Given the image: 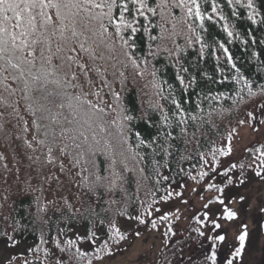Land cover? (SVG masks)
<instances>
[{
  "label": "snow or ice",
  "instance_id": "obj_1",
  "mask_svg": "<svg viewBox=\"0 0 264 264\" xmlns=\"http://www.w3.org/2000/svg\"><path fill=\"white\" fill-rule=\"evenodd\" d=\"M207 3L208 0H0V88L6 93L0 94V108L4 109L0 111V133L10 141L6 124L8 117L15 118L22 125L23 133L35 130L36 135L31 140L23 139L26 149L32 153L41 150L43 156L41 159V155L26 153L28 161L52 165L62 174L76 170L77 187L85 189L84 194L90 196L81 215L86 213L87 219L96 218L104 225L105 218L93 207L91 196L99 203L104 193L125 191L128 173L137 183L150 178L146 174L147 155L138 151L141 147L152 149L151 163L157 177L164 165L155 157L161 152L164 154L161 159L171 155L178 139L184 144V152H188L189 145H194L192 158H198L193 166L196 174L192 175L190 170L185 172L194 182L190 191L198 193L196 198L202 202L198 209L190 202L186 184L180 183L179 191L169 185L160 200L153 195L150 202L141 201L143 211L136 215L118 209L113 218L107 220L108 238L91 253L82 250L78 241L87 239L95 246L100 237L94 231H89L87 237L68 239L63 246L54 239L55 247L61 253H68L67 261L58 257L56 264H71L73 260L76 264H93L94 261L103 264L106 258L115 255L109 240L118 250L121 243L132 236L141 237L139 229L131 235L123 232L117 216H126L138 225L150 224L156 231H159L158 222L165 225L154 264H264V222L259 224L258 237L248 223L235 224L240 213L233 205L246 203L249 193L228 195L231 189H247L253 181L264 185V84L254 87L241 73L225 43L214 42L223 51L227 65L234 70L231 80L239 87L228 95L218 93L204 99L232 100L237 111L239 106H245V116L237 120V126L229 122L226 134L216 139L209 135L213 129H218L214 113L209 111L207 119L191 114L184 107L188 101L183 97L178 99L172 85L165 89L167 81L162 80L156 66V61L166 54L172 67L177 68L176 79L181 91L187 95L189 89L197 86V77L181 75L189 72L180 63L181 57L195 44H199L200 59L204 57L205 48L211 51L206 40L207 24L224 21L222 29L227 37H240V33L230 30L234 25L227 22L229 17L224 14L221 3L231 9L232 17L240 18L236 7L239 5L248 10L247 19L253 25L258 23L257 16L262 17L259 23L264 24V14L257 10L254 0H211L210 12L204 7ZM141 44L146 50H140ZM217 71L221 73L219 81L211 76L207 79L225 83L228 79L223 75L225 69L218 67ZM130 75L133 81L136 77L146 80L145 88L150 90V111L140 117L130 114L121 103ZM9 81L16 87L10 86ZM117 83L119 92L115 87ZM17 91L26 102V111L33 117L32 129L20 115V102L15 99ZM106 95L113 103L105 100ZM161 101L171 107L166 108ZM249 103L251 109L247 108ZM232 106L227 111H231ZM196 108L203 111L201 104ZM224 111L221 108L215 115L223 117ZM152 112L159 113L158 124L152 123ZM136 119L157 127L156 136L146 141L136 132V143H130V125ZM240 126L250 130L255 143H243L244 137L238 131ZM190 127L194 129L191 133ZM176 129L179 136L175 134ZM16 139L20 140L21 136L17 135ZM100 156L105 158L106 165L99 162ZM180 158L190 157L182 154ZM4 160L0 154V161ZM3 167L8 170L6 163ZM162 178L170 179L169 176ZM46 179L59 183L57 175ZM155 183L159 185L160 179ZM170 200L178 201L183 207L161 212L160 202ZM103 202L109 205L104 212L119 203L115 199ZM65 205L72 208L67 200ZM259 211L264 215V206ZM155 213L160 215L153 218ZM8 240L15 245L13 237L9 236ZM41 242L44 243L43 237ZM48 255L45 251V256ZM15 259L10 258L7 264H13Z\"/></svg>",
  "mask_w": 264,
  "mask_h": 264
},
{
  "label": "trees",
  "instance_id": "obj_2",
  "mask_svg": "<svg viewBox=\"0 0 264 264\" xmlns=\"http://www.w3.org/2000/svg\"><path fill=\"white\" fill-rule=\"evenodd\" d=\"M254 3L257 10L264 14V0H254ZM204 7L210 12L211 0H208V3ZM221 7L224 8V14L229 17L227 21L229 25H234V27H230V30L240 33V37L236 38L234 36L228 38L222 29L224 21H219L216 24L209 22L207 24L206 40L211 46V51L209 48H205L204 57L200 59L197 55L199 44H195L193 47L188 48L186 54H182L181 57L180 63L189 69L188 73H181V75L185 77L194 75L197 77V86L189 89L187 95L181 91L179 81L176 79L177 68L172 67V62L167 59L166 54H162L156 61V66L160 69L162 80L167 81V84L164 85L165 89H167L169 84L172 85L177 98L183 97V99L188 101L184 107L189 109L191 114H195L198 117L204 116L207 119L209 111L214 113L218 129H213L209 135L216 139L226 134L229 122H231L232 126H237V120L242 119L240 108L243 105L239 106V111H237L236 107L232 106V100H225L223 97L219 101L204 99L205 96L216 95L218 93L228 95L239 87V85H236L231 80L234 70L227 65L223 51L218 49L217 44L214 42L225 43L234 58V62L241 69V73L254 83V87L264 84V43H261V41H264V24L259 23L262 17L257 16L258 23L253 25L247 19V9L237 5V11L240 15V18L237 19L231 16V9L226 6V3H221ZM253 40L256 41L255 44L251 42ZM179 43L183 45V39H180ZM140 50H146L145 45L141 44ZM253 53L256 55H253ZM217 57H219V65L217 64ZM218 67L225 69L223 75L228 78L223 84L213 83L207 79L208 76L213 77L216 81L221 79V73L217 71ZM146 82V80H141L139 77H136L135 81H133L130 75L126 90L122 93L121 103L128 109L130 114L136 117H140L145 112L150 111L148 104L150 90L145 88ZM9 83L10 86L16 87L10 81ZM115 87L116 91H121L118 83ZM104 91L106 93L107 89ZM0 94L6 95V93H3L2 88H0ZM15 99L20 102V115L28 121V126L32 129L33 117L26 111V102L21 99L19 91H17ZM152 99H158V97H152ZM105 100L109 104L113 103L110 96L106 95ZM161 103L165 104L166 108L171 107L165 101H161ZM197 104H201L203 111L196 108ZM230 106H232V110L227 111ZM221 108L225 109L223 117L215 115ZM193 109H195L194 112L192 111ZM3 110V108H0V111ZM112 115L115 116V113L113 112ZM150 116L152 123L158 124L159 113L152 112ZM8 121L6 128L11 137L10 141L6 140L4 135L0 133V154H3L5 157L4 161H0V242L11 236L14 241L20 239L30 244H36L35 249L29 255L28 264H56L58 257L67 261L68 253H61L55 247L54 239H58L63 246L77 228H83L86 231L83 237H87L89 231H94L98 236L101 233L107 239V220L113 218L118 209L126 210L128 213L136 215L143 211L141 201L150 202L153 195L157 200H160L161 197L166 195V189H169V185L179 191L178 185L180 183H184L188 187L194 184L185 175V172L189 170L192 175H195L197 171L193 167L197 164L198 159L192 158L195 156V153L192 151L194 145H189L188 152H184V144L178 139L174 142L171 155L163 159H161L164 155L162 152L157 155L155 158L160 161L161 165H164L160 168L159 177L153 171L151 163L152 149L141 147L138 151L142 155H147L145 162L147 167L146 174L150 178L148 180L141 179L137 183L136 178L132 174H126L129 182L124 184L125 191H117L114 194L104 193L103 195V201L110 199L119 201L118 204L112 205L108 212L103 211V209L109 208L107 203L103 201L97 203L96 197L94 195L91 196L93 207L105 218L104 225H100L98 219L93 218L89 220L86 218V213L81 215L88 206L90 196L84 194L86 192L85 189L77 187L79 180L75 176L76 170L73 169L71 172L66 171L62 174L52 165H42L40 162L32 163L28 161L26 153L34 156L41 155V150L32 153L23 144L25 137L31 140L36 135L35 130L32 129L29 133L25 134L22 132V125L18 124L15 118L8 117ZM130 127L132 129L130 143L132 144L136 143V132H139L142 138L149 141L156 136L158 131L157 127H150L146 120L143 119L134 120ZM240 128L241 126L238 127V131ZM192 130L194 129L190 127L189 132L191 133ZM175 134L179 136V129L175 130ZM17 135L21 136L20 140L16 139ZM43 151L46 152V149ZM182 154L190 158L182 160L180 158ZM41 159H43L42 155ZM98 160L102 165H106L103 156L98 157ZM5 163L8 166L7 171L3 167ZM65 165L67 168V160H65ZM181 169L184 171H181ZM51 175L59 176V183L56 180L49 181L46 179V177ZM163 176H169L170 179L164 181ZM157 178L160 179L159 185L155 183ZM173 179L175 183H173ZM29 184L31 188L28 187ZM65 200L71 203V209L67 208ZM77 209L80 211L77 212ZM116 219L118 226L121 228L122 221L127 219V217L117 216ZM139 227L151 228V225L145 224L139 225ZM158 227L164 228L165 225L158 222ZM42 237L44 243L41 242ZM127 242H122L120 246H123ZM89 243H91L89 240L84 239L82 242L78 241V246L84 250L83 245ZM108 243L109 247L113 248L115 252L116 245L111 240ZM45 251L49 252L47 257L45 256ZM92 251L88 252L91 253ZM97 262L99 261H94L93 264ZM71 264H76L75 260Z\"/></svg>",
  "mask_w": 264,
  "mask_h": 264
},
{
  "label": "rangeland",
  "instance_id": "obj_3",
  "mask_svg": "<svg viewBox=\"0 0 264 264\" xmlns=\"http://www.w3.org/2000/svg\"><path fill=\"white\" fill-rule=\"evenodd\" d=\"M247 108L251 109L252 104H247ZM240 111L242 115L241 117L244 118V105L240 108ZM241 129H243L240 133V136L244 137L243 143H255L256 138L250 134V130L247 129L246 126H241L240 130ZM193 185H190L189 187L187 186L189 189L188 196L191 198L190 202L195 208L198 209L202 202L196 198L198 193L194 194L190 191ZM246 191L249 193V200L242 205H233V207H235V209L240 213V219L236 221L235 224L238 226L240 223H248L254 235L258 237L259 224L264 222V215H262L259 211V208L264 206V185H260L253 181L250 185H248L247 189H231L229 190L228 195L231 196L236 193L244 194ZM207 195L208 194H205L206 198ZM158 206L161 208V212L174 210V208L177 206L183 207L182 205H179L178 201L176 200H170L167 203L161 202ZM159 215L160 213H155L153 218ZM137 226L138 223L136 221H125L122 224L121 230L125 233H129L136 230ZM163 230L164 228H160L159 231L144 230L141 232L142 235L139 239L134 237L124 247L118 249L114 256L104 260L103 264H154L159 253L161 232ZM233 231H235V228ZM84 235L85 232L81 229H78L71 234L70 239H76L77 236L83 237ZM99 237L100 239L95 246H93L91 243L85 244L83 246L84 249L86 251L93 250L94 247L99 246L106 239V237L102 235ZM32 248L33 246L27 241L21 240L12 246L11 241L5 240L0 243V264H7V261L12 257H16V259L13 261V264H25L27 261L26 255L31 253ZM96 264H101V262H97Z\"/></svg>",
  "mask_w": 264,
  "mask_h": 264
}]
</instances>
